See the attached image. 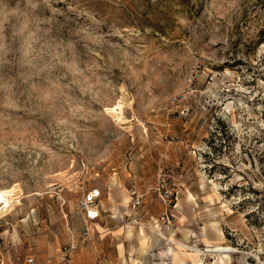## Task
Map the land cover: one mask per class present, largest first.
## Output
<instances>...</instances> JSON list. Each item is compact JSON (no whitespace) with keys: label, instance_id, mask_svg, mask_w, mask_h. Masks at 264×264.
<instances>
[{"label":"rangeland","instance_id":"1","mask_svg":"<svg viewBox=\"0 0 264 264\" xmlns=\"http://www.w3.org/2000/svg\"><path fill=\"white\" fill-rule=\"evenodd\" d=\"M13 186L0 264H220L216 244L236 247L227 264H264V0H0V188Z\"/></svg>","mask_w":264,"mask_h":264},{"label":"built area","instance_id":"2","mask_svg":"<svg viewBox=\"0 0 264 264\" xmlns=\"http://www.w3.org/2000/svg\"><path fill=\"white\" fill-rule=\"evenodd\" d=\"M101 192L99 189H94L93 191L89 192L81 201L80 207L85 212L88 220L91 222L97 221L100 216V207L101 204L99 202V196ZM130 195L132 197L133 206H141L144 203L145 194L141 192L137 186H133L130 189ZM163 200L164 209L161 211V219L164 225L167 228H171L173 226V214L172 211L175 206V199L174 197L177 194L174 190H167L164 194H160ZM132 221L138 222V219H133ZM79 237L82 238V243L86 241H93L95 237V233H93L90 225H86L80 232ZM75 245L71 244L68 245L63 252V258L66 259L68 256L71 255V250L74 248ZM69 259V258H68ZM4 263L5 259L2 260ZM26 262L28 264H34L35 258L34 256L30 255L27 257Z\"/></svg>","mask_w":264,"mask_h":264},{"label":"bare ground","instance_id":"3","mask_svg":"<svg viewBox=\"0 0 264 264\" xmlns=\"http://www.w3.org/2000/svg\"><path fill=\"white\" fill-rule=\"evenodd\" d=\"M123 105L124 104L122 103V101L119 100L116 104L108 107L107 110L110 111L111 113H113L114 116H116L117 118H119L121 120V119H123V117L121 116ZM17 197L18 196H17V191H16L15 186L10 187V188H0V216L3 214H6L7 212L5 213V211L9 212V210L13 209L14 205L16 204L15 199H17ZM189 197L194 198V195L190 192ZM146 238L143 239V241H142L143 243H145L147 241ZM177 244L179 246H181L182 249H183V247L188 248L187 244H184L181 242H177ZM169 250L173 254V256H174L173 258L177 261L178 260H180V261L184 260L181 257V254L189 255L191 258H195L194 256H198L196 253L193 254V253H190L187 251H175L173 249V247H170ZM208 250L215 251V252H217V254H219V256H221V258H220L221 263L220 264H227L226 260L223 257V254H227L230 251H232V250L235 251L237 249H236V247L231 246V245L216 244L212 247H209ZM201 260H202L201 257L197 258L194 263L195 264L202 263Z\"/></svg>","mask_w":264,"mask_h":264},{"label":"crops","instance_id":"4","mask_svg":"<svg viewBox=\"0 0 264 264\" xmlns=\"http://www.w3.org/2000/svg\"><path fill=\"white\" fill-rule=\"evenodd\" d=\"M102 211H104V208H103V206L101 205V207H100V216H99V218H98V220L99 219H101L102 218ZM106 230V232H104V236H105V238H107L108 240H112V241H115L116 240V246H117V249H118V251L119 252H121V250H122V248L124 249H126V244L124 243V241H122L121 239H120V237L121 236H119V234H121L120 232H118L117 234H116V232H115V229H105ZM137 251V250H136ZM133 256H135V252L133 253ZM135 258V257H134Z\"/></svg>","mask_w":264,"mask_h":264}]
</instances>
